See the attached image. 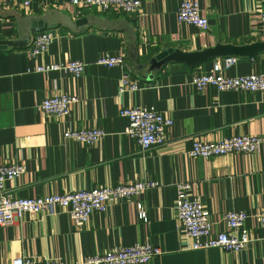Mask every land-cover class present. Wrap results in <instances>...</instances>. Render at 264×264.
Returning a JSON list of instances; mask_svg holds the SVG:
<instances>
[{
    "label": "crops",
    "instance_id": "1",
    "mask_svg": "<svg viewBox=\"0 0 264 264\" xmlns=\"http://www.w3.org/2000/svg\"><path fill=\"white\" fill-rule=\"evenodd\" d=\"M25 1L0 0V40L26 43L0 50V165L26 166L25 174L6 183L8 192L37 197L134 181L157 186L118 200L106 211H94L82 227L73 224L65 209L26 214L2 225L0 264L23 256L77 264L116 246L142 243L163 250L148 264H264V226L253 216L264 208V142L253 154H190L195 141L237 134L264 138V92L221 91L212 85L199 90L193 75L214 72L217 57L197 65L173 60L151 69V60L166 48L202 52L218 44L264 41L259 34L264 0H142L132 16L74 6L70 0ZM184 1L200 4L207 29L179 21ZM44 30H51L54 39L32 57V38ZM104 54L123 56L140 88L121 92L123 70L97 63ZM232 58L237 61L223 69L225 76L264 72V52ZM70 60L87 64L80 76L35 71L37 65ZM60 93L78 101L66 118H46L38 105ZM138 106L173 118L164 144L142 149L125 133L129 120L120 110ZM66 127L99 128L107 134L90 145L65 139ZM184 181L192 182V194L202 197L215 232H233L226 212H248L244 249L188 247L191 240L175 213L176 184ZM139 202L145 220L138 216Z\"/></svg>",
    "mask_w": 264,
    "mask_h": 264
},
{
    "label": "built area",
    "instance_id": "2",
    "mask_svg": "<svg viewBox=\"0 0 264 264\" xmlns=\"http://www.w3.org/2000/svg\"><path fill=\"white\" fill-rule=\"evenodd\" d=\"M31 0H26L29 5ZM74 6H94L101 11L116 10L129 16L135 15L142 0H70ZM180 22L194 24L205 30L209 27L208 19L202 16V8L198 2L184 1L178 8ZM259 34L264 37V10L261 13ZM54 39L51 30L36 33L31 41L29 54L37 57L42 54ZM236 58H218L214 63V72H199L193 75V83L199 90L212 85L221 91L245 90L264 92V72L244 76H225L223 69L235 64ZM97 63L106 66H118L123 70L119 90H137L139 82L131 78L132 71L123 56L104 54ZM86 63L80 60H70L52 64H41L35 67L37 72L62 71L72 76H80ZM78 101L75 95L60 93L45 97L38 105L46 118L64 119L69 116L72 105ZM120 114L128 118L129 123L125 133L136 140L142 149L153 145L164 144L166 132L174 124L172 117L163 112L143 106L121 108ZM99 128L72 129L66 127L63 136L67 140L94 144L106 136ZM264 142L262 136L256 134H237L216 141H195L190 150L193 156L211 158L216 155L245 152L255 153ZM26 172L23 163H6L0 165V226L21 220L26 214H54L57 209L69 212L72 222L77 227L86 224L94 211H106L114 202L132 199L144 194L148 189L157 186L152 181L125 182L102 188L79 189L63 193H54L37 197H17L8 192L6 183L21 177ZM175 213L182 232L191 240L190 249L219 247L227 251H240L249 242L248 229L244 227L248 212L231 210L225 213L224 219L233 232L214 231L210 212L202 201V197L192 194L194 184L189 181L179 182ZM138 216L147 219V214L141 202L137 204ZM253 216L264 226V208L259 209ZM163 250L151 243L116 246L104 254L87 257L77 264H148ZM11 264H63L56 260L38 259L33 257H18Z\"/></svg>",
    "mask_w": 264,
    "mask_h": 264
},
{
    "label": "water",
    "instance_id": "3",
    "mask_svg": "<svg viewBox=\"0 0 264 264\" xmlns=\"http://www.w3.org/2000/svg\"><path fill=\"white\" fill-rule=\"evenodd\" d=\"M84 20V19H83ZM80 22H83L82 20ZM25 42L15 40H0V50L25 46ZM264 52V41L248 44H218L215 48L202 52H182L174 48H166L151 60V69H159L165 63L173 60L185 61L190 65H197L211 58H228L233 56H254Z\"/></svg>",
    "mask_w": 264,
    "mask_h": 264
}]
</instances>
